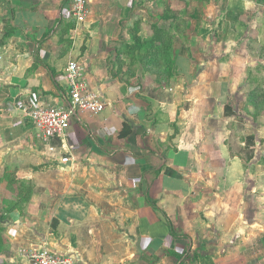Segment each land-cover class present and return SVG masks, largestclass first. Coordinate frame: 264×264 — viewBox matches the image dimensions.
Listing matches in <instances>:
<instances>
[{
    "label": "crops",
    "instance_id": "crops-1",
    "mask_svg": "<svg viewBox=\"0 0 264 264\" xmlns=\"http://www.w3.org/2000/svg\"><path fill=\"white\" fill-rule=\"evenodd\" d=\"M140 1L87 0L78 17L72 0H0V148L24 154L18 177L33 184L30 201L19 195L10 214L0 264H18L16 252L30 242L22 264L42 245L80 264H185L203 243L209 253L195 264H264V237L236 257L233 244L213 239L229 225L222 209L238 199L246 174L230 146L236 115L225 108L236 112L228 97L245 80H264V0H173L197 12L190 26L199 52L192 81H184L186 62L171 65L175 82L160 96L148 78L135 86L115 76L111 62ZM230 11L245 27L221 22ZM71 62L106 108L73 122L62 142L32 117L59 103ZM127 124L132 133L121 138Z\"/></svg>",
    "mask_w": 264,
    "mask_h": 264
},
{
    "label": "rangeland",
    "instance_id": "rangeland-1",
    "mask_svg": "<svg viewBox=\"0 0 264 264\" xmlns=\"http://www.w3.org/2000/svg\"><path fill=\"white\" fill-rule=\"evenodd\" d=\"M172 1H140L142 8L136 13L133 21L136 23L134 25L131 23L130 27L128 26V36L116 43V52L111 57L112 66L117 69L115 76L126 81H134L135 86L141 84L139 81H135L137 78L140 80L148 78L150 82L160 85L156 87L159 96L165 93L168 95L171 87L165 88V86H171L175 82L172 80L175 77L173 71L167 72V67L171 65L176 66L178 64L182 66V62H186L187 65H184V81L185 83L192 81L191 77L193 75L187 72L192 66L191 61L196 59L199 52V41L193 37L195 31L190 26L191 20H196L198 17L193 15L197 12L193 11L191 6L179 10L177 4ZM179 1L189 4L187 0ZM260 1L262 0H258V2ZM157 21L158 23H156ZM221 22H225L230 27L233 25L245 27L246 25L244 21H239V16L235 15L233 11L226 14ZM158 24H162V27ZM159 28L165 33L158 30ZM236 38H240L239 34L236 35ZM201 53H204L202 48ZM253 82L248 83L245 80L240 88L233 91V97H228L230 101L236 102V112L232 114L236 115V118H233L229 128L232 131L230 140L232 157H240L243 160L246 174L241 180L240 186H237L239 191L236 192V197L238 199L233 204L231 202L228 207H223L224 210L222 209L223 214L226 213L231 217L229 225L227 227H217L218 232L215 236L217 239H213L216 242L220 240V242L233 244L235 250L230 247L229 252L230 256L234 257L240 255V247L243 244L250 245L255 243L256 240L261 243V239L264 237V185L261 182L256 183L260 172L264 179V80L260 82L258 79L255 83ZM65 88L67 87L65 86ZM5 110L6 108L3 107L0 114ZM253 134L255 141L251 144L248 138L249 135ZM12 144H16V142ZM24 147L27 146L24 145ZM23 155L17 153L16 149L14 151L10 149L4 151L0 148V239L1 236L3 238L5 235L4 232L8 230V220H11L9 219L10 214L20 206L21 198L17 202L18 196L22 195L23 200L26 202L30 201L32 196L31 187L33 184L27 185L22 182L17 173L19 167L17 158L20 157L22 162H28ZM251 156L252 159L248 160ZM255 220H259V223L257 224ZM225 222L228 223V220ZM220 233H222L221 237H219ZM237 240H239V243L234 246ZM6 245L8 244L6 243ZM6 245L3 251H0L1 254L8 253ZM23 245L29 246H24L16 252L17 256L14 257V260L19 261L18 264H22L24 260L22 254L31 249L32 243ZM204 246H207V244L203 243L199 247V252L196 250L186 252L187 263L185 264H195L199 258L205 257L209 251L203 250ZM43 248L47 249L49 247L42 245L36 250L37 252L43 251ZM72 258L75 264L82 263L80 257L77 259L73 256ZM24 264H29L28 260L24 261Z\"/></svg>",
    "mask_w": 264,
    "mask_h": 264
},
{
    "label": "built area",
    "instance_id": "built-area-1",
    "mask_svg": "<svg viewBox=\"0 0 264 264\" xmlns=\"http://www.w3.org/2000/svg\"><path fill=\"white\" fill-rule=\"evenodd\" d=\"M75 16L85 13L87 0H72ZM66 87L61 93L59 103L53 107H43L34 114L33 122L37 130L46 138H59L65 141L73 122H81L82 116L101 114L106 102L91 85L86 77V70L77 63L71 62L66 70ZM30 264H75L72 256L49 248L37 250L32 254Z\"/></svg>",
    "mask_w": 264,
    "mask_h": 264
},
{
    "label": "trees",
    "instance_id": "trees-1",
    "mask_svg": "<svg viewBox=\"0 0 264 264\" xmlns=\"http://www.w3.org/2000/svg\"><path fill=\"white\" fill-rule=\"evenodd\" d=\"M161 28H159L158 30H160ZM161 32H164V31H162V30H160ZM165 33V32H164ZM231 110H232V108H230V107H228V106H226V108H225V111H226V115L227 116H231L232 114H233V112H231ZM132 133V129L128 126V124L127 125H125V127H124V130L121 132V134H120V137L121 138H125V137H127V136H129L130 134ZM255 136H249V138H248V141H249V143H254V141H255V138H254ZM250 144V145H251ZM252 159V156L251 157H249V159L248 160H251ZM155 209H157V206H153ZM171 229L172 230H174L172 227H171ZM1 244H0V251H3V248L5 247V242H4V240H3V238H2V236H1Z\"/></svg>",
    "mask_w": 264,
    "mask_h": 264
}]
</instances>
